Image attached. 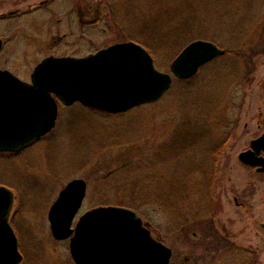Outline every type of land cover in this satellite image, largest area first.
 <instances>
[{"label": "rangeland", "instance_id": "1", "mask_svg": "<svg viewBox=\"0 0 264 264\" xmlns=\"http://www.w3.org/2000/svg\"><path fill=\"white\" fill-rule=\"evenodd\" d=\"M0 38V67L23 77L46 56L127 40L164 72L194 40L227 50L156 102L117 114L60 103L45 138L0 154V184L16 194L20 264H76L48 218L75 178L87 183L78 216L136 209L172 249L170 264H264V172L239 160L264 123V0H0Z\"/></svg>", "mask_w": 264, "mask_h": 264}, {"label": "water", "instance_id": "2", "mask_svg": "<svg viewBox=\"0 0 264 264\" xmlns=\"http://www.w3.org/2000/svg\"><path fill=\"white\" fill-rule=\"evenodd\" d=\"M2 40L0 39V50ZM226 50L215 42L197 39L172 61L171 73L157 68L154 57L140 43L117 42L87 56H48L27 83L0 69V150H19L37 142L55 125L57 99L70 105L80 101L106 111L120 112L160 99L173 76L187 79ZM264 133L242 151L239 159L264 170ZM82 178L68 182L49 211L56 238L70 237L77 264H169L172 249L156 240L136 209L99 206L73 220L86 194ZM13 191L0 185V264H18L22 254L9 222Z\"/></svg>", "mask_w": 264, "mask_h": 264}, {"label": "flooded vegetation", "instance_id": "3", "mask_svg": "<svg viewBox=\"0 0 264 264\" xmlns=\"http://www.w3.org/2000/svg\"><path fill=\"white\" fill-rule=\"evenodd\" d=\"M16 13H10L9 15H15ZM2 42H3V44L2 45H4V41L2 40ZM3 47V46H2ZM74 56H81V55H74ZM1 69H7V70H9V71H11L12 73H14L15 75H17L19 78H21L23 81H25V82H27V83H31L32 82V78H31V73H30V76H28V77H23V76H21L19 73H17L15 70H13V69H11V68H8V67H0ZM264 124V123H263ZM260 125V126H263V129H261V132H260V134H258V135H256V136H254L251 140H250V144H251V141L253 140V139H255V138H257L258 136H260L263 132H264V125ZM32 147V146H31ZM30 147H28V148H26V149H23V150H21V151H7V152H0V154L1 153H10V154H12V156H14L15 157V155H17L19 152H22V151H24V150H27V149H29ZM250 148V145L246 148V149H249ZM246 149H244V150H246ZM260 156H262V157H264V151H262L260 154H259V157ZM257 172H259V168L258 167H255L254 168ZM237 200V199H236ZM15 201H16V194H15ZM55 201V200H54ZM54 201H53V203H54ZM236 202H238V200L236 201ZM52 203V204H53ZM84 203V202H83ZM52 206V205H51ZM82 207H83V204H82V206H81V209H82ZM81 209L79 210V212L81 211ZM12 214V213H11ZM10 223H11V226L13 227V225H12V220H11V218H10ZM13 229H14V227H13ZM15 230V229H14ZM15 233H16V231H15ZM16 235H17V233H16ZM17 238H18V236H17ZM18 246H19V238H18ZM19 250H20V247H19ZM20 252L22 253V256H23V258H22V260H21V262H23L24 261V258H25V255H24V253L20 250ZM20 262V263H21Z\"/></svg>", "mask_w": 264, "mask_h": 264}, {"label": "trees", "instance_id": "4", "mask_svg": "<svg viewBox=\"0 0 264 264\" xmlns=\"http://www.w3.org/2000/svg\"><path fill=\"white\" fill-rule=\"evenodd\" d=\"M180 81H185V80H180ZM194 168H196V167H194ZM197 171H199V170H197ZM196 173V172H195ZM232 245V244H231ZM219 249V248H218Z\"/></svg>", "mask_w": 264, "mask_h": 264}]
</instances>
